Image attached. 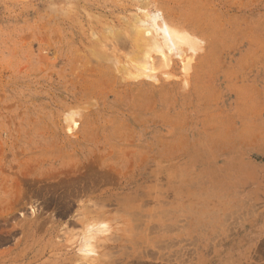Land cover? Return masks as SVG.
I'll list each match as a JSON object with an SVG mask.
<instances>
[{"label": "rangeland", "instance_id": "1", "mask_svg": "<svg viewBox=\"0 0 264 264\" xmlns=\"http://www.w3.org/2000/svg\"><path fill=\"white\" fill-rule=\"evenodd\" d=\"M0 264H264V0H0Z\"/></svg>", "mask_w": 264, "mask_h": 264}, {"label": "bare ground", "instance_id": "2", "mask_svg": "<svg viewBox=\"0 0 264 264\" xmlns=\"http://www.w3.org/2000/svg\"><path fill=\"white\" fill-rule=\"evenodd\" d=\"M164 37V41H173L175 40L180 41L183 40L184 36H180V34L177 31H172L167 27L159 29ZM188 40V38H184V41ZM181 42V41H180Z\"/></svg>", "mask_w": 264, "mask_h": 264}]
</instances>
